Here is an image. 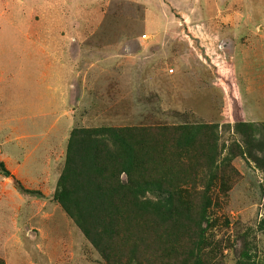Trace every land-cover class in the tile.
I'll return each instance as SVG.
<instances>
[{"label": "rangeland", "instance_id": "rangeland-1", "mask_svg": "<svg viewBox=\"0 0 264 264\" xmlns=\"http://www.w3.org/2000/svg\"><path fill=\"white\" fill-rule=\"evenodd\" d=\"M0 163V264H264V0H0Z\"/></svg>", "mask_w": 264, "mask_h": 264}, {"label": "trees", "instance_id": "trees-1", "mask_svg": "<svg viewBox=\"0 0 264 264\" xmlns=\"http://www.w3.org/2000/svg\"><path fill=\"white\" fill-rule=\"evenodd\" d=\"M78 133H84L86 136L82 139H76V135ZM88 130H79L73 131L71 134V140L69 142V148L67 151V159L66 162L69 164L72 161H75L79 158V161H82V165H79L76 169L73 168V172L64 170L61 173V176L58 180V189L53 195V199L61 204L63 209L71 216L76 218V222L78 226L82 229L85 235H88V230L84 227L83 223L86 218H88L92 206L95 204L94 201L90 202L92 197H99V203L106 201V199L110 202L113 200H122L129 194L132 196L133 193H139V191L133 189L131 191V187L127 186L125 183L120 184L117 180L116 182H107V180L102 179V174L104 173V167H100L97 165L98 157L96 153L92 150L90 154H84L82 151V155L79 154V157H76V154L79 152L82 143L85 141L90 142ZM119 142L121 144H126L124 139H120ZM100 145H104V149L107 144L105 142H99V150ZM127 145V144H126ZM94 147V146H93ZM87 148H85L86 150ZM103 149V152H104ZM120 157L122 158L121 154ZM0 169L5 176H9V171L4 168L3 164L0 163ZM77 182V183H76ZM132 185V184H131ZM86 187V188H85ZM134 187L137 189H142L143 186L140 184H134ZM83 188L85 191L82 193ZM124 188L125 193H120V191ZM23 192H31L29 190L21 188ZM148 190L144 188L141 193L146 194ZM106 198V199H105ZM146 200V199H145ZM90 202V203H89ZM112 203V202H111ZM147 203V200H146ZM145 205V201L142 203V207ZM114 206V205H113ZM159 215L161 214L160 208L155 210ZM79 214V217L78 215ZM94 242V241H93ZM95 245L98 244L95 243ZM100 247V246H99ZM99 252L103 255V250L99 248ZM106 258V257H105Z\"/></svg>", "mask_w": 264, "mask_h": 264}, {"label": "built area", "instance_id": "built-area-1", "mask_svg": "<svg viewBox=\"0 0 264 264\" xmlns=\"http://www.w3.org/2000/svg\"><path fill=\"white\" fill-rule=\"evenodd\" d=\"M145 36H146V34H143V35H142V38H145Z\"/></svg>", "mask_w": 264, "mask_h": 264}]
</instances>
